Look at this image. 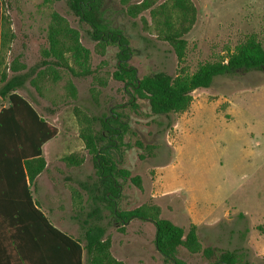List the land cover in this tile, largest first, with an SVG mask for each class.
Returning <instances> with one entry per match:
<instances>
[{
  "label": "rangeland",
  "instance_id": "obj_1",
  "mask_svg": "<svg viewBox=\"0 0 264 264\" xmlns=\"http://www.w3.org/2000/svg\"><path fill=\"white\" fill-rule=\"evenodd\" d=\"M0 1L2 24L7 33L4 42H1L2 59L11 58L20 64L25 63L27 70L39 66L44 59L43 51L50 47L48 35L51 16L57 13L67 20L70 28L80 33V45L89 51L86 62L81 59L77 63L68 54L66 57L71 66L76 71L89 69L94 72L77 78L55 67L60 80L54 83L48 67H41L38 69L39 75L34 77L35 84L28 83L19 91L23 97L36 102L38 107L49 108L51 111L41 112L59 131L57 154L53 155L55 149L50 151L49 168L38 180L39 187L33 198L40 203L45 200V188H52L53 191H48L46 196L47 210L52 220L62 216L65 222L73 220L82 226L85 221L93 225L107 218L102 222L111 237L119 240L127 232L128 250L124 256L128 264H172L165 263L157 251L154 244L156 229L151 222L133 220L121 232L107 217V211L92 216L95 206L86 189L92 187L98 176L93 157L86 149L85 137L102 131L101 119L111 113L122 114L130 130L124 138L121 167L130 171L131 178L140 177L142 182L141 187H137L131 179L121 180L123 191L119 208L128 211L144 204H163L161 217L168 219L170 212L165 209V204L170 205L171 202L157 201L152 195L156 192L157 168L173 155V126L181 114L154 116L148 102L143 101H138L139 108L135 110L129 103L130 96L125 92L124 84L113 78L117 70L118 48L111 45L102 52L98 42L90 38L88 27L80 24L78 18L68 10L65 0ZM144 1L130 0L129 4H141ZM190 2L197 11V18L193 28L184 37L187 42L186 57L179 64L172 47L163 40L167 29L165 19L171 17L173 24H178L179 14L173 10L171 0H155L149 9L142 11L136 18L128 15V6L123 0H104V16L114 29L129 40L133 52L129 64L137 70L140 79L156 72H165L173 77L182 71L192 75L204 63L226 60L249 36H255L264 46V0ZM8 67L10 65L2 64L1 71L5 73ZM70 85L75 87V93ZM206 94L211 101L227 100L264 121V71L219 76L212 87L206 90ZM245 121L248 124V120ZM256 140L246 145V152L257 149ZM261 142V149L264 150V136ZM139 144L143 147L140 148ZM147 145L154 149H146ZM69 157H72L70 161ZM243 159L246 168L239 174L241 188L235 200L243 211L252 214L253 221H260L264 217V167L248 170V157L244 156ZM240 219L242 239L229 242L221 236L207 238L201 235L202 246L231 251L234 246H238L247 264H264V256L256 255L248 246L247 231L251 230V221ZM257 234L264 235V225L257 228ZM140 237L144 239L143 244ZM118 251L119 245H116L115 252ZM135 252L141 253L142 257ZM178 258L186 264H211L200 254L190 255L185 248L179 249Z\"/></svg>",
  "mask_w": 264,
  "mask_h": 264
},
{
  "label": "trees",
  "instance_id": "obj_2",
  "mask_svg": "<svg viewBox=\"0 0 264 264\" xmlns=\"http://www.w3.org/2000/svg\"><path fill=\"white\" fill-rule=\"evenodd\" d=\"M154 1L145 0L141 4L130 5V0H123V3L128 6V15L136 18L142 11L149 9ZM65 2L80 24L88 27L90 38L98 42L102 52L111 45L118 48V64L113 78L124 84V90L130 96L129 103L135 110L139 108L138 101H143L148 102L154 116L169 117L172 114H182L189 109L193 94L198 90L210 89L217 77L232 76L239 72L264 71V46L255 36H249L226 60L204 63L192 75L182 71L173 77L165 72H156L140 79L137 70L129 64L133 55L129 40L119 30L114 29L104 16V0ZM171 5L179 14L178 24L175 26L171 17L165 19L164 25L167 29L163 40L172 47L178 63L182 64L187 49L184 37L193 28L197 11L190 0H171ZM1 8L0 1V48L1 42L7 37L5 25L2 24ZM48 38L50 47L43 51L44 59L39 66L27 70L26 65L14 60L9 67L12 75L9 76L5 72L1 76L3 85L0 88V97L9 99V107L0 111V138L9 142L15 151L26 156L25 167L32 185H35L38 176L46 170L47 163L42 155V146L54 139L59 131L17 92L28 83L35 84L34 77L39 75L38 69L41 67H48L54 83L60 80L55 67L66 70L77 78L94 74L89 69L76 71L71 66L66 57L68 54L79 63L81 59L85 62L88 60L89 51L80 45V33L70 28L67 20L57 13L51 16ZM70 87L75 93V87ZM100 122L102 131L85 137L86 149L93 157L98 176L92 187L86 189L95 206L92 216L107 211V217L121 232H124V226L133 220L151 222L156 229L154 244L165 263L186 264L178 258L179 249L185 248L190 255L200 254L211 264H247L240 251L217 247L204 248L196 226L190 225L186 230L171 220L162 218L161 209L157 205L144 204L134 210H121V180L124 182L131 179L137 187H141L142 182L140 177L131 178L130 171L121 167L124 138L130 127L126 118L119 113H111ZM139 147L143 146L139 144ZM146 149L152 150L154 147L147 145ZM71 159L72 157L68 158L69 161ZM30 209L33 238L30 262L23 255L18 241L15 242L22 264H125L112 255V239L108 228L85 222L83 239L74 240L55 229L34 204H30ZM41 237L47 238L45 244L40 240Z\"/></svg>",
  "mask_w": 264,
  "mask_h": 264
},
{
  "label": "crops",
  "instance_id": "obj_3",
  "mask_svg": "<svg viewBox=\"0 0 264 264\" xmlns=\"http://www.w3.org/2000/svg\"><path fill=\"white\" fill-rule=\"evenodd\" d=\"M12 62L11 58L2 59L0 56V65L9 66ZM9 69L8 67L6 73L11 76ZM2 74L4 72L0 66V88L3 85ZM17 93L21 95L19 91ZM205 94L206 90L196 91L189 109L181 114L173 126V155L168 162L157 168L156 192L152 197L160 202L170 201V205L165 204V209L170 212L168 219L184 229L190 225L196 226L200 239L204 235L207 238L221 236L229 242L240 240L243 238L239 228L240 218L251 221V230L247 231L248 246L256 255L264 256V235L257 234V228L264 225V217L260 221H253L252 214L243 211L235 200L241 188L239 174L246 168L244 156L248 157V170L264 167V150L261 149L264 121L234 103L221 99L211 101ZM27 100L42 118L50 122L42 114L44 111H51L49 108L38 107L36 102ZM8 107L9 99L0 97V111ZM58 135L42 146L47 166L36 179L35 185L30 183L27 176L26 156L0 138V264H22L15 248L16 241L30 262L33 242L30 204H34L50 224L64 235L74 240H82L84 237L86 227L83 225L76 224L73 220L65 222L62 216L55 220L49 217L46 196L52 188H45V200L40 203L33 198L39 187L38 180L49 168L50 151L55 149L53 155L57 154ZM254 139H257V149L246 152V145ZM176 198L180 201L177 202ZM158 205L163 213V204ZM105 219L107 218L101 219L99 224L104 226L102 221ZM127 226L128 224L124 228ZM127 236L126 232L119 240L111 237L112 255L125 264H128L124 256L128 250ZM40 240L45 244L47 238L41 237ZM139 240L144 243L143 238L140 237ZM116 245H119L118 252H115ZM239 248L234 246L232 251L242 253ZM139 255L142 257L141 253Z\"/></svg>",
  "mask_w": 264,
  "mask_h": 264
}]
</instances>
